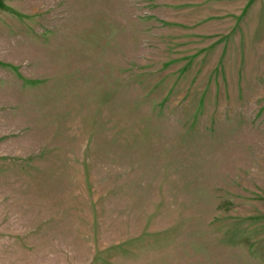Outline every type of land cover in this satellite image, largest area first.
<instances>
[{
    "label": "rangeland",
    "instance_id": "rangeland-1",
    "mask_svg": "<svg viewBox=\"0 0 264 264\" xmlns=\"http://www.w3.org/2000/svg\"><path fill=\"white\" fill-rule=\"evenodd\" d=\"M0 264H264V0H0Z\"/></svg>",
    "mask_w": 264,
    "mask_h": 264
}]
</instances>
